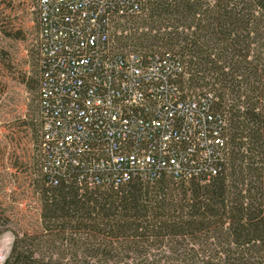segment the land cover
<instances>
[{
	"label": "trees",
	"instance_id": "trees-1",
	"mask_svg": "<svg viewBox=\"0 0 264 264\" xmlns=\"http://www.w3.org/2000/svg\"><path fill=\"white\" fill-rule=\"evenodd\" d=\"M40 2L34 82L41 165L29 173L38 210L20 229L4 215L0 233L11 230L14 238L3 264H264V0H127L122 11L117 4L106 27L107 54L145 62L159 56L171 66L160 83L145 84L142 103L123 113L147 122L172 118L175 136L193 127L190 119L202 126L174 142L177 158L194 162L181 161V175L162 170L119 185L89 183L82 165L51 169L43 145ZM71 6L84 8L73 0L62 13ZM5 11L0 0V57L1 37L11 31ZM122 18L132 25L112 32ZM97 133L102 141L93 140L95 146L106 134L103 127ZM101 157L102 151L93 159Z\"/></svg>",
	"mask_w": 264,
	"mask_h": 264
},
{
	"label": "built area",
	"instance_id": "built-area-1",
	"mask_svg": "<svg viewBox=\"0 0 264 264\" xmlns=\"http://www.w3.org/2000/svg\"><path fill=\"white\" fill-rule=\"evenodd\" d=\"M71 1L40 2L44 26L41 35L46 130L43 145L51 169L82 165L88 168L87 179L91 184L119 185L137 175L154 179L162 170L181 175L186 170L181 161L187 160L191 166L194 162L186 157L179 160L173 150L174 142L195 135L202 129L199 121L190 119L193 127L182 128L180 133H183L175 136L172 118L147 122L123 113L127 106L143 102L147 82L160 83L165 78L170 61L159 56L145 62L135 54L128 58H112L107 54L103 46L108 38L106 27L117 4L122 11L127 0H79L84 7L80 12L71 6L69 14L62 13V5ZM192 106L205 107L196 102ZM178 107L184 109L181 104ZM100 127L105 130V138L101 145L95 146L93 140L102 141L97 136ZM159 128L169 131L158 133ZM101 151L104 157L93 159ZM86 154L93 155L92 159L81 163ZM208 154L201 153L205 159ZM201 170H204L202 166L196 171Z\"/></svg>",
	"mask_w": 264,
	"mask_h": 264
},
{
	"label": "rangeland",
	"instance_id": "rangeland-1",
	"mask_svg": "<svg viewBox=\"0 0 264 264\" xmlns=\"http://www.w3.org/2000/svg\"><path fill=\"white\" fill-rule=\"evenodd\" d=\"M39 0H5L10 35H2L0 57V223L10 215L11 229L29 227L38 210L30 172L41 165L39 79ZM131 22L122 18L111 31L121 33ZM26 81L31 82V88ZM5 215V216H4ZM3 226L0 225V229ZM14 234L0 233V264L8 256Z\"/></svg>",
	"mask_w": 264,
	"mask_h": 264
}]
</instances>
